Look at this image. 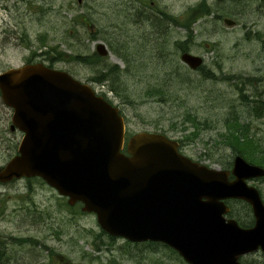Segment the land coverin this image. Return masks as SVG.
Returning a JSON list of instances; mask_svg holds the SVG:
<instances>
[{"label": "rangeland", "instance_id": "rangeland-1", "mask_svg": "<svg viewBox=\"0 0 264 264\" xmlns=\"http://www.w3.org/2000/svg\"><path fill=\"white\" fill-rule=\"evenodd\" d=\"M142 1L0 0V72L34 62L64 70L119 108L126 140L142 130L163 133L193 160L230 169L236 154L222 133L232 115L264 143L258 105L264 101V42L258 38L264 35V0ZM201 4L200 12L209 13L186 22L189 9ZM224 18L235 24L227 26ZM97 43L107 49L98 54L100 62L75 58L93 55ZM181 46L202 57L198 69L180 60ZM113 65L117 73L107 70ZM11 114L0 100V165L16 154L22 137L9 128ZM247 182L264 202V178ZM230 204L241 209L239 202ZM80 207L37 177L0 183V242L10 264H186L159 242L128 246L122 238L96 237L95 214ZM18 238L32 242L19 244ZM244 258L258 264L263 254Z\"/></svg>", "mask_w": 264, "mask_h": 264}, {"label": "water", "instance_id": "water-1", "mask_svg": "<svg viewBox=\"0 0 264 264\" xmlns=\"http://www.w3.org/2000/svg\"><path fill=\"white\" fill-rule=\"evenodd\" d=\"M96 51L107 54L103 43ZM180 60L191 69L203 63L189 51ZM0 98L12 109L10 128L22 132L17 153L0 167V182L39 177L69 205L80 202L83 212L94 213L108 235L162 242L188 264H243V254L264 255V202L247 182L264 177V167L237 154L230 169H216L158 132L125 140L117 106L42 62L1 71ZM228 199L250 205L251 227L226 218Z\"/></svg>", "mask_w": 264, "mask_h": 264}, {"label": "trees", "instance_id": "trees-1", "mask_svg": "<svg viewBox=\"0 0 264 264\" xmlns=\"http://www.w3.org/2000/svg\"><path fill=\"white\" fill-rule=\"evenodd\" d=\"M205 3V2H203ZM201 5H203V7H201ZM199 6H194L193 8L189 9L190 13L192 12L193 14L190 15L189 17H186V22H188L189 24L192 23L194 21L195 18L198 17L197 14L200 13H206L208 14V11H204V12H200L203 11L205 9V4H201ZM197 10H199L198 12H196ZM170 19L172 21L181 23L182 25L186 26L187 28H189V24L187 25L185 22H181L178 18H174L173 16L170 17ZM161 19H158V21H160ZM262 42H264V35L262 37H258ZM180 49L182 51H188L187 48H185V46H181ZM119 50V49H118ZM124 51L126 52V55L122 54V57L126 60L127 62V66L129 67L131 64V53L129 51L126 50V48L124 49ZM33 54H37L35 53V51H33ZM60 59H62L61 57H59ZM78 61L80 62H84L87 64H93V63H97L100 62L102 60V58L95 52L93 55H88V56H77L75 57ZM49 67H51V65H48ZM107 70L109 72L112 73H117L119 71V68L117 65H113L110 68H107ZM105 73H103L104 75ZM184 79V76H181ZM105 79H100L98 80V82H102ZM162 91V90H161ZM241 91V90H240ZM244 99V96H243ZM255 100H259V99H255ZM259 108L261 109V111H264V101L260 100V103H258ZM253 110H256L255 107H253ZM239 118L236 116H231V119L226 120L225 125H227V133H222V137H223V141L227 142L228 145H230L233 149V153L235 154H239L241 155L246 161H248L249 163L252 164H256L259 166L264 167V143L261 142L260 138L256 137L254 134L249 133L248 131V125H245V123H240L239 122ZM195 125L196 123L193 122ZM244 124V125H243ZM229 166L231 165L230 163ZM36 178V176L34 177ZM39 178V177H37ZM41 179V178H39ZM231 202V201H230ZM229 202V204H230ZM234 203L238 204V202L233 201ZM75 205H80V203H77ZM231 205V204H230ZM70 207V206H69ZM100 235H104L105 237H107L110 240H114L115 237L110 236L108 234H106L104 231H100L99 234H96V237L100 236ZM16 242H18L19 244L22 243H31V239L29 238H18L16 239ZM126 243L128 244V246L130 245H136L138 243H133L130 241H126ZM5 244V241H1L0 242V264H10V258H9V253L7 249H1L2 245ZM149 246L154 244V242H148L147 243ZM164 245V244H163ZM168 251L172 252L173 254L177 255V253L171 249L170 247H168L167 245H164ZM96 248H98V246L96 245ZM149 252V251H148ZM147 255V254H145ZM155 264H161L157 262V259L154 261ZM250 264H253L252 262H250Z\"/></svg>", "mask_w": 264, "mask_h": 264}, {"label": "flooded vegetation", "instance_id": "flooded-vegetation-1", "mask_svg": "<svg viewBox=\"0 0 264 264\" xmlns=\"http://www.w3.org/2000/svg\"><path fill=\"white\" fill-rule=\"evenodd\" d=\"M142 1V0H141ZM155 0H149V3H152L154 2ZM143 2V1H142ZM145 3L147 1H144ZM162 17H161V20L162 21ZM170 24V23H169ZM1 100V98H0ZM3 103V102H2ZM12 115V114H11ZM10 120H11V117H10ZM9 128H10V125H9ZM10 130H12L10 128ZM178 142V141H177ZM179 144V142H178ZM16 151H17V148H16ZM180 151V150H179ZM181 152V151H180ZM182 153V152H181ZM184 154V153H183ZM192 159V158H191ZM2 165H0L1 167ZM260 193V192H259ZM261 196V195H260ZM230 201H236V202H239L241 204V209L238 210V211H235L231 208L229 202ZM226 204L229 206V211L225 214L226 218H234L238 224L242 227H251L253 224H254V216H253V213H252V210H251V207L250 205L245 202L244 200H241V199H228L225 201ZM238 209V207H237ZM232 211H233V217H231L232 215ZM240 215L245 218L246 220H243L240 218ZM258 251V250H257ZM260 251V250H259ZM176 252V251H175ZM256 252V251H255ZM255 252H251V253H246V254H243L242 256L239 257V260L241 261V259H245L244 257L246 256H249L250 254H253ZM261 252V251H260ZM177 253V252H176ZM178 255V254H177ZM179 256V255H178ZM180 257V256H179ZM246 260V259H245ZM242 262V261H241ZM262 262V261H261ZM261 262H259L258 264H261ZM243 264H250V262H246V263H243Z\"/></svg>", "mask_w": 264, "mask_h": 264}]
</instances>
